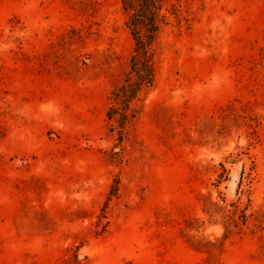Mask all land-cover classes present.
I'll use <instances>...</instances> for the list:
<instances>
[{"label":"rangeland","instance_id":"1","mask_svg":"<svg viewBox=\"0 0 264 264\" xmlns=\"http://www.w3.org/2000/svg\"><path fill=\"white\" fill-rule=\"evenodd\" d=\"M182 11L120 132L122 1L0 0V264H264V0Z\"/></svg>","mask_w":264,"mask_h":264},{"label":"trees","instance_id":"2","mask_svg":"<svg viewBox=\"0 0 264 264\" xmlns=\"http://www.w3.org/2000/svg\"><path fill=\"white\" fill-rule=\"evenodd\" d=\"M127 15L126 25L134 39V49L130 56V69L124 81L111 95L108 110L110 119L116 120L123 132L125 125L133 115V101L139 94L154 86L156 82V44L164 26L174 19L182 21L183 0H121ZM116 127L115 125L113 126ZM114 186L113 191H116ZM78 256L68 264H77Z\"/></svg>","mask_w":264,"mask_h":264}]
</instances>
